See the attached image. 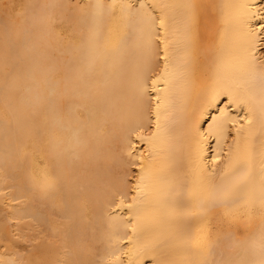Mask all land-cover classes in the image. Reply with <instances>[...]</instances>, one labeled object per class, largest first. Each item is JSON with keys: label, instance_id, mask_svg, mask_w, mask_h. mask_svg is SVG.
Returning <instances> with one entry per match:
<instances>
[{"label": "bare ground", "instance_id": "obj_1", "mask_svg": "<svg viewBox=\"0 0 264 264\" xmlns=\"http://www.w3.org/2000/svg\"><path fill=\"white\" fill-rule=\"evenodd\" d=\"M137 2L0 0V264L264 260V0Z\"/></svg>", "mask_w": 264, "mask_h": 264}, {"label": "rangeland", "instance_id": "obj_2", "mask_svg": "<svg viewBox=\"0 0 264 264\" xmlns=\"http://www.w3.org/2000/svg\"><path fill=\"white\" fill-rule=\"evenodd\" d=\"M73 1V3L69 6V8L71 9V10H73L74 9V7H75V1L76 0H72ZM80 1V0H79ZM128 2H130V4L132 5V6H136L137 5V0H127ZM135 2V3H134ZM120 2H118L117 3V5L119 4ZM261 49L262 50H264V46H263V48L261 47ZM5 188H8V189H6V191H5V194H4V198H3V196H2V201H0V210H2V211H0V214L2 213L3 215H5L6 214V212L8 211V212H10L11 211V209L8 207V203L9 204H11L13 207H14V209H16V205H17V203H19V201H13V202H11L12 201V199H10V196L12 195V193L14 192V189H12V188H10V185H9V183H7V185L5 184ZM13 190V191H12ZM12 192V193H11ZM6 194H7V196H6ZM9 200V201H8ZM21 201V200H20ZM3 202V203H2ZM6 202V203H5ZM8 202V203H7ZM14 204V205H13ZM6 207V208H5ZM12 210V212L13 211H15V210ZM6 216V215H5ZM15 216H16V218H15ZM6 218H7V221H5V220H0V230L1 229H3V230H1L0 231V252H2L3 251V249H4V246L8 243V241L6 242L5 240H8L9 239V237L7 238V236H8V232H10L9 233V236H10V234L11 235H13L14 236V238L15 239H17L19 236H20V234H21V224H22V221L20 220V218H19V216H18V214H14L12 217H8V216H6ZM19 218V219H18ZM0 219H2V217L0 218ZM13 219V220H12ZM12 221V222H10V221ZM15 220V221H14ZM245 219H243V220H238L237 222H243ZM16 221H18V224L17 223H15ZM31 221V220H30ZM4 222H5V224H4ZM240 222V223H241ZM20 223V224H19ZM7 224V225H6ZM4 225H6L5 227H7V229H5V227L3 228L2 226H4ZM8 229H10V230H8ZM5 230V231H4ZM8 230V231H7ZM13 231V232H12ZM4 232V233H3ZM5 232H6V234H5ZM2 233V234H1ZM13 233V234H12ZM4 234V235H3ZM17 234V235H16ZM7 235V236H6ZM3 239V240H2ZM2 241V242H1ZM5 244V245H4Z\"/></svg>", "mask_w": 264, "mask_h": 264}, {"label": "snow or ice", "instance_id": "obj_3", "mask_svg": "<svg viewBox=\"0 0 264 264\" xmlns=\"http://www.w3.org/2000/svg\"><path fill=\"white\" fill-rule=\"evenodd\" d=\"M261 264H264V260L261 261Z\"/></svg>", "mask_w": 264, "mask_h": 264}]
</instances>
